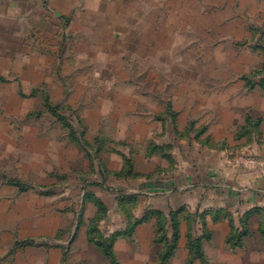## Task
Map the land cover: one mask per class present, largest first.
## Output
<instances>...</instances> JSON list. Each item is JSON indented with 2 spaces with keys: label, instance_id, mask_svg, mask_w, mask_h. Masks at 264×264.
<instances>
[{
  "label": "rangeland",
  "instance_id": "obj_1",
  "mask_svg": "<svg viewBox=\"0 0 264 264\" xmlns=\"http://www.w3.org/2000/svg\"><path fill=\"white\" fill-rule=\"evenodd\" d=\"M236 3L2 18L0 264H264V1Z\"/></svg>",
  "mask_w": 264,
  "mask_h": 264
},
{
  "label": "crops",
  "instance_id": "obj_2",
  "mask_svg": "<svg viewBox=\"0 0 264 264\" xmlns=\"http://www.w3.org/2000/svg\"><path fill=\"white\" fill-rule=\"evenodd\" d=\"M21 1H25V2H21ZM31 1L32 0H0V25H1L2 18H5V17L9 16V18L12 19V18L15 17L16 14L14 13L12 15V11L11 10H13V12H21L22 15H27L28 9H27L26 6L29 3H31ZM48 1L50 2V4H51L50 6L53 9H56V10L60 11L59 6L57 5L58 0H48ZM228 1H235V5L234 6H235V9H236V5H237L236 2L241 3V2H243L245 0H228ZM250 1L258 2V1H264V0H250ZM8 9H9L10 12H5ZM2 10H4V11H2ZM237 10H238V8L236 9V11ZM263 16H264V13H263ZM172 181H174V179ZM141 182H143L144 185L147 183L144 179H141ZM177 188L180 189V187H177ZM142 192H144V190ZM144 193H146V192H144ZM25 240H28V239H25ZM20 251H24V249H22ZM20 251H17V253H19Z\"/></svg>",
  "mask_w": 264,
  "mask_h": 264
},
{
  "label": "trees",
  "instance_id": "obj_3",
  "mask_svg": "<svg viewBox=\"0 0 264 264\" xmlns=\"http://www.w3.org/2000/svg\"><path fill=\"white\" fill-rule=\"evenodd\" d=\"M134 198H135V197H134ZM91 199H92V201H95L99 207H102V202H101L99 199L94 198L92 195H91ZM132 199H133V198H131V197H129V198H128V197H123L121 201H123V202L126 201V202H127V200H132ZM149 219H151V217H147V216H145V217H143L141 220H136V222H133V223L129 224L128 230H127L126 232H124L123 234H121V233H119V234H118V233L115 234V235L112 237L111 243H114V242L116 241V238H117L118 236H121V235H128V234L131 235V234H133V233L135 232L136 227H137L138 225H140V224H141L142 222H144L145 220H149ZM175 236H176V238H177V237H178V233H176ZM106 251H107V254H109V255L113 254V253L110 252L109 249H107Z\"/></svg>",
  "mask_w": 264,
  "mask_h": 264
}]
</instances>
